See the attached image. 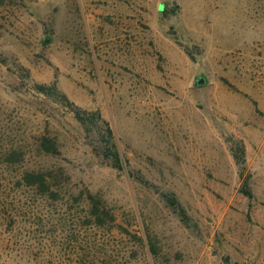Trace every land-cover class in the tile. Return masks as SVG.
I'll return each instance as SVG.
<instances>
[{
    "label": "rangeland",
    "instance_id": "374dc122",
    "mask_svg": "<svg viewBox=\"0 0 264 264\" xmlns=\"http://www.w3.org/2000/svg\"><path fill=\"white\" fill-rule=\"evenodd\" d=\"M0 264H264V0H0Z\"/></svg>",
    "mask_w": 264,
    "mask_h": 264
},
{
    "label": "trees",
    "instance_id": "16d2710c",
    "mask_svg": "<svg viewBox=\"0 0 264 264\" xmlns=\"http://www.w3.org/2000/svg\"><path fill=\"white\" fill-rule=\"evenodd\" d=\"M35 87L40 94L48 98H51L56 102L62 103L64 100L65 103L70 107V112L73 114V117L76 119V121L80 124V126L83 128L85 132L96 133L98 137H101V139L105 137L106 140L104 141V144L99 145V148L102 150V152L98 153L97 150H95V152H97L103 158V160H105L112 168H116V169L121 168V160L119 157V153L116 149V145L114 143L112 130L109 124L102 119L101 115L98 112H87L72 105L64 95L61 96H59L60 94L58 95V91L55 85L46 86V85L37 84L35 85ZM97 124H101L100 126L101 128H99ZM94 127L97 129L96 132ZM41 147L47 153H50V150H48L49 148L45 145V142L42 143ZM241 151L243 153V150ZM234 159L238 162L243 161L242 154H241V158H238L237 154L234 153ZM38 175L39 176L34 177L33 174H27V178H28L27 181L30 180L33 183L35 182V179L43 180L44 178L43 175L41 174ZM96 215L98 216L99 214L96 213ZM98 221L100 222L99 219Z\"/></svg>",
    "mask_w": 264,
    "mask_h": 264
}]
</instances>
